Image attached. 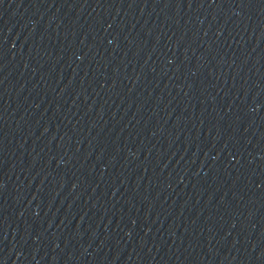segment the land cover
Instances as JSON below:
<instances>
[{
    "label": "water",
    "instance_id": "1",
    "mask_svg": "<svg viewBox=\"0 0 264 264\" xmlns=\"http://www.w3.org/2000/svg\"><path fill=\"white\" fill-rule=\"evenodd\" d=\"M0 264H264V0H0Z\"/></svg>",
    "mask_w": 264,
    "mask_h": 264
}]
</instances>
